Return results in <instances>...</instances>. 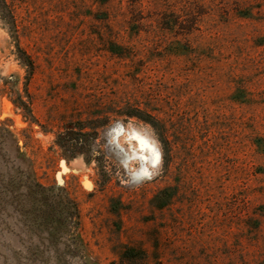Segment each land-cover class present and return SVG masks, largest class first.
<instances>
[{
	"label": "rangeland",
	"instance_id": "rangeland-1",
	"mask_svg": "<svg viewBox=\"0 0 264 264\" xmlns=\"http://www.w3.org/2000/svg\"><path fill=\"white\" fill-rule=\"evenodd\" d=\"M8 2L0 264L43 245L3 193L24 174L78 202L73 264H120L127 247L149 264H264V0ZM73 123L98 133L91 163L57 144Z\"/></svg>",
	"mask_w": 264,
	"mask_h": 264
},
{
	"label": "trees",
	"instance_id": "trees-1",
	"mask_svg": "<svg viewBox=\"0 0 264 264\" xmlns=\"http://www.w3.org/2000/svg\"><path fill=\"white\" fill-rule=\"evenodd\" d=\"M0 11L3 18L14 25L8 0H0ZM25 60V64L33 68L32 61ZM23 104L31 112L29 106ZM127 115L137 117L154 127L159 124L154 116L140 109L128 111ZM86 128L81 123L68 125L67 130L58 135L57 144L65 150L68 157L85 156L87 163H91L93 158L89 157V143L97 139L98 133L84 132ZM163 140L167 144L166 137ZM5 182L3 193H8L11 202L28 215L35 228L38 227L43 242L42 246L35 245L29 248V264H50L51 260H54L55 264H73V261L83 253L79 237L81 213L78 202L66 188L48 187L31 175L24 174L20 178L13 177ZM149 263L148 254L134 247H127L120 259V264Z\"/></svg>",
	"mask_w": 264,
	"mask_h": 264
},
{
	"label": "bare ground",
	"instance_id": "bare-ground-1",
	"mask_svg": "<svg viewBox=\"0 0 264 264\" xmlns=\"http://www.w3.org/2000/svg\"><path fill=\"white\" fill-rule=\"evenodd\" d=\"M141 144H142L143 146H145V145L147 144L146 140L141 139Z\"/></svg>",
	"mask_w": 264,
	"mask_h": 264
}]
</instances>
